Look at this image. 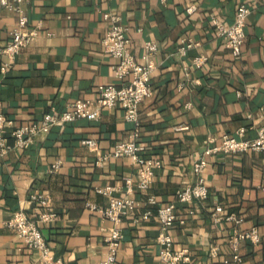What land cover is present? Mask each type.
I'll return each instance as SVG.
<instances>
[{
    "label": "crops",
    "instance_id": "0c3cea01",
    "mask_svg": "<svg viewBox=\"0 0 264 264\" xmlns=\"http://www.w3.org/2000/svg\"><path fill=\"white\" fill-rule=\"evenodd\" d=\"M252 10L244 26L240 56L234 58L217 37L213 19L230 23L239 3ZM196 10L187 13L189 6ZM28 26L37 37L23 47L4 69L2 53L10 40L16 15L0 8V111L15 124L38 121L50 109L62 110L75 99H95L97 86L116 84L101 39L108 29L105 12L116 14L129 27L131 53L139 59L143 43L157 41L153 55L150 97L138 105L137 125L123 119L115 106L102 109L96 119H78L54 126L28 148L0 156V264H45L38 250L29 249L6 222L15 211L30 217L39 213L29 194L51 197L54 219L40 226L52 260L59 264H100L106 254L105 237L111 222L87 203L106 206L122 197V178L137 180V169L126 157L102 159L116 143L137 128L145 156L160 162L147 190L134 191L142 202L155 196L158 204H172L176 221L170 229L175 249H189V260L178 264H224L231 249L232 220L214 222V206L241 219V231L255 227L259 242L239 244L240 264H264V150L211 153L209 146L222 135L253 139L264 126V5L261 0H27ZM183 39L192 46L184 54ZM197 56L206 61L193 65ZM4 69V70H3ZM213 142H208V138ZM94 139L98 150L82 139ZM207 160L203 176L209 191L201 203L189 207L176 200V190L194 180L193 162ZM60 161L56 171L52 165ZM112 186L109 194L97 189ZM193 210L190 214L189 211ZM126 216L116 264H161L155 217L133 222L142 213ZM183 219V223H179ZM218 246L216 256L210 248Z\"/></svg>",
    "mask_w": 264,
    "mask_h": 264
},
{
    "label": "built area",
    "instance_id": "2783aa9c",
    "mask_svg": "<svg viewBox=\"0 0 264 264\" xmlns=\"http://www.w3.org/2000/svg\"><path fill=\"white\" fill-rule=\"evenodd\" d=\"M113 1V0H107ZM162 3L165 0H160ZM264 5V0H261ZM27 0H0V8L16 15V22L10 32V40L3 48L7 62L4 69L12 65L13 59L20 53L23 47L31 44L37 37V29L28 26V17L23 5ZM194 5L189 6L187 13L195 11ZM252 8L247 3H239L230 23H225L213 19L217 37L222 40L229 49L230 55L234 58L239 57L241 46L245 40L244 26L246 18ZM109 26L105 36L101 39L103 52L115 59L111 65L112 73L117 81L116 84H106L97 86V97L95 99H75L67 104L65 109L60 111L50 109L44 113L38 121H30L22 124H15L2 111H0V156L6 155L11 149L28 148L35 138L39 135L49 133L56 125L63 126L72 123L78 119H96L102 109L119 107L123 111V119L137 125L138 105L140 101L152 95L151 75L155 69L153 55L157 51V41L147 40L143 43L142 52L139 59L131 53V40L129 37V27L120 22V18L111 12L103 14ZM192 46V41L183 39L178 48L179 53L184 54ZM206 61L204 56H197L193 60V65L200 67ZM3 69V70H4ZM245 129L240 128L236 135H222L220 143L209 146L205 149L204 155L211 153H243L244 151L260 152L264 150V126H260L256 131V137L253 139L242 138ZM137 128L131 130L128 136L116 143L108 154L102 155V159L126 157L130 160L133 167H136L137 180L134 182L131 176L125 175L122 178L123 187L122 197L112 196L106 206H97L87 203L90 210H98L104 218L111 222L108 235L105 237L106 254L100 264H116V258L120 249L122 238V220L135 213L136 208L143 211L140 215L133 217V222L138 220H147L155 217L158 223V234L156 243L159 244V260L161 264H178L179 262L189 260V249H175L172 241L170 229L176 221L175 208L172 204H158L155 196L147 195L142 202L133 197L134 191L142 192L147 190L153 179V169L159 167L160 162L145 156L146 146L138 142ZM209 137L208 142H213ZM81 143L89 149L98 150V143L94 139H82ZM60 161L57 160L50 172L57 170ZM207 166V160L200 156L192 165L194 180L176 190V200L187 204L189 207L195 203H201L208 197L209 191L203 176V170ZM112 186L97 189L99 193L109 194ZM29 201L37 204L39 213L36 217H30L22 210L15 211L12 217L6 222V227L12 228L22 239L29 249L38 250L45 264H59L52 260L51 249L47 245L41 232L40 226L51 222L55 214L51 211V197L43 191H34L29 194ZM212 219L214 222L220 220H232L235 227L228 237V245L231 249L229 258L224 259V264H240L242 258L239 253V244L245 239L258 243L259 233L257 228L241 231L238 226L241 219L233 213L223 214V208L220 205L214 206ZM190 214L193 213L191 209ZM183 223V219L178 220ZM218 246L213 245L210 248V256H216Z\"/></svg>",
    "mask_w": 264,
    "mask_h": 264
}]
</instances>
